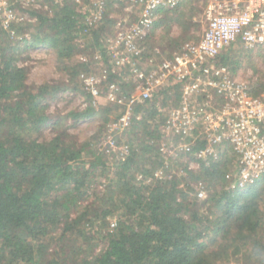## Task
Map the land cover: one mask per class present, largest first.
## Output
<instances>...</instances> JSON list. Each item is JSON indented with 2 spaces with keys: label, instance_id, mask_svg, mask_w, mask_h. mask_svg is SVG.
<instances>
[{
  "label": "trees",
  "instance_id": "obj_1",
  "mask_svg": "<svg viewBox=\"0 0 264 264\" xmlns=\"http://www.w3.org/2000/svg\"><path fill=\"white\" fill-rule=\"evenodd\" d=\"M52 11L32 12L33 22L24 21L18 31L33 28L36 40L57 52L76 81L85 65L65 61L82 50L107 57L106 27L92 25L90 8L74 0L52 4ZM11 47H0V264H223L260 256L264 176L246 189L227 191L230 157L198 173L155 176L164 165L163 114L178 106L179 84L136 108L125 133L129 152L122 156L102 145L112 106L71 113L76 121L100 115L103 125L87 143L71 140L60 126L41 142L30 134L51 121L44 103L61 88L27 86V71ZM218 62L234 72L239 65L228 51ZM263 93L264 85H251L253 98ZM199 182L211 193L205 201L191 195ZM111 219L117 225L111 227ZM98 238L106 243L95 253Z\"/></svg>",
  "mask_w": 264,
  "mask_h": 264
},
{
  "label": "built area",
  "instance_id": "obj_2",
  "mask_svg": "<svg viewBox=\"0 0 264 264\" xmlns=\"http://www.w3.org/2000/svg\"><path fill=\"white\" fill-rule=\"evenodd\" d=\"M28 1L0 0V30L17 43L25 41L18 28L26 21L17 7L24 11ZM186 1L89 0L92 24L107 16L110 5L122 3L126 4L125 12L139 17L134 26L121 30L115 41L112 53L117 67L112 73L117 74L118 66L132 62L143 66L134 71V96L130 100L120 94V85L107 74H81L82 85L95 105L106 87L107 101L124 106L109 126L113 134L132 126L138 106L179 84L178 106L163 114L161 130L167 140L159 144V152L164 165L155 176L161 179L167 172L198 173L203 165L220 164L230 157L228 188L246 189L264 176V93L253 98L250 84L230 67L219 64L218 58L240 44L250 50L264 47V0H190L204 2L199 40L185 43L168 57L159 53L144 55L143 48L154 25L164 13L181 8ZM109 145L108 153L118 148L112 136ZM119 151L122 156L129 147L121 146ZM195 187L199 188L198 199H204L206 185L199 182Z\"/></svg>",
  "mask_w": 264,
  "mask_h": 264
},
{
  "label": "rangeland",
  "instance_id": "obj_3",
  "mask_svg": "<svg viewBox=\"0 0 264 264\" xmlns=\"http://www.w3.org/2000/svg\"><path fill=\"white\" fill-rule=\"evenodd\" d=\"M61 1L62 0H29L26 9H24L25 12L20 6L17 7V10L19 13L23 14L27 22H29V20L33 22L32 20L34 17L31 15L32 12L42 10L48 14H52V4L61 3ZM74 1L79 2V4L84 7L89 6V0ZM203 6V1L193 2L187 0L182 7L175 12H170L166 16L163 15L148 34L146 46L143 48L144 55L159 53L162 57H168L174 52H177L185 43L199 40L203 33ZM125 8L126 4L123 3L116 6L110 5L107 16H105L100 23H91L92 25H97L96 27L100 25V27H106L102 38L106 51L108 52L107 57L102 56L100 51L82 50L65 62L68 65H85L86 70H82L80 76L81 74L97 76L107 74L111 81L117 82L120 87L124 86L120 88V94L130 100V98L134 96V71L143 65L139 66L137 64L134 66V62H132L125 67L118 66L117 74L112 73L114 67H117L113 63L114 58L112 53L115 41L119 37L121 30L134 26L139 19L136 13L129 15L125 12ZM34 32L35 30L33 28L25 29L22 34V37H25V43L18 44L17 42L8 40L9 38L7 35L0 30V47L8 49L12 46L11 48L14 49L13 55L17 60V65L27 71V86L32 88L41 85L58 86L62 89L55 93L56 95L54 98H48L44 103L46 113L52 117L51 121L43 127L41 131L31 133L30 138L41 142L50 140L55 134V128L57 129V127L60 126V128L67 130L71 140L80 144H85L99 133L101 125H103L100 115L96 114V116L91 118L76 121L70 117L71 113L86 111L91 107L100 111L104 110L107 106H112L114 108L112 112L109 113L110 122L105 128L102 145L106 150L110 149L109 139L112 136L115 138L118 148L116 151L112 150L111 153L112 155L119 154L121 146L129 144L128 142H130V139H128L125 134L126 132H130L128 131L130 128L112 134L109 132V126L117 120L119 115L123 112L124 106L114 105L107 101L106 87H103L102 98L96 100V105L92 97L91 99H87L83 94L85 90L81 78L72 81L68 73L64 71V66L59 61L57 52L41 44L39 40H36ZM243 48L244 47L240 44L238 48H232L228 51L229 54L234 56L235 60L239 62L234 73L241 79L247 81L250 86L256 83L264 85V47L254 50ZM122 49V51L125 50V48ZM2 53L3 50L0 49V62L2 61ZM76 85H78V89L72 90ZM68 88H71V90H65ZM263 186L264 184L262 187ZM211 188H216L218 191L221 190L217 185L211 186ZM224 188L227 191H232L228 188V184H226ZM198 189L199 188L195 187V191L193 190L191 193L193 197L197 196ZM204 190L206 195L201 201H205L211 196L207 188H204ZM90 202L91 201L85 204ZM110 224L111 227L117 225V220L111 219ZM218 238L219 237L216 239ZM94 243L98 245L96 246L95 253H99L104 248L106 242L98 238ZM262 243L263 248L260 251V256L255 257L250 263H247L242 258H232L223 264H264V236Z\"/></svg>",
  "mask_w": 264,
  "mask_h": 264
}]
</instances>
